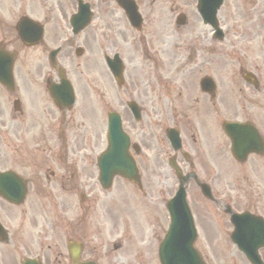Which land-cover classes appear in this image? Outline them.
<instances>
[{
  "label": "flooded vegetation",
  "instance_id": "af4514ba",
  "mask_svg": "<svg viewBox=\"0 0 264 264\" xmlns=\"http://www.w3.org/2000/svg\"><path fill=\"white\" fill-rule=\"evenodd\" d=\"M37 1L0 0L1 73L6 77L10 64L12 78L9 87L0 82V171L14 172L27 192L36 196L19 204L0 197V224L8 238L0 243L1 264H17L15 256L23 250L31 253L32 243L26 238L38 225L45 224L40 227L45 237L53 232L52 216L47 210L37 213V204L58 206L67 214L75 200L81 210L85 204L103 201L95 191L101 190L97 158L108 111L119 115L147 195L163 189L164 160L169 156L183 169L190 160L184 153H190L197 170L214 173L213 178L219 159L227 155L228 144L218 133L224 119L260 129L264 0H226L222 40L198 23L194 0H135L137 25L130 23L117 0H87L94 13L76 35L69 25V0H53L56 7L50 5L42 18L35 13ZM11 5L18 17L7 25ZM23 16L41 24L38 44L27 45L18 37L15 26ZM78 39L82 45H76ZM57 43L55 59L61 75L78 86L74 85L75 105L70 109L63 94L56 96L59 103L50 94L49 85H59L60 74L43 59ZM77 48L81 55L88 54L89 67L71 60V52L73 58H81ZM33 50L37 61L28 60ZM37 54L43 58L39 60ZM108 56L114 76L106 63ZM83 75L92 77L91 88ZM98 108L102 124L95 112ZM12 109L14 114L6 118V111ZM88 113L92 119L86 118ZM171 128L182 145L177 153L167 140ZM253 157L258 155L247 158ZM116 185L123 189L121 183ZM79 215L75 221L63 220L64 231L73 238L85 233ZM261 257L264 260V252Z\"/></svg>",
  "mask_w": 264,
  "mask_h": 264
},
{
  "label": "rangeland",
  "instance_id": "374dc122",
  "mask_svg": "<svg viewBox=\"0 0 264 264\" xmlns=\"http://www.w3.org/2000/svg\"><path fill=\"white\" fill-rule=\"evenodd\" d=\"M50 5H54L56 7L57 2L52 0H38L35 6V13L39 14L40 18H42ZM65 6L67 7V5ZM68 8L69 14L75 10V4L72 3L71 0L68 1ZM7 14L11 15V21H7L8 25L16 19L17 13L14 12V7L12 5L9 6ZM9 15H7V17H9ZM218 15L219 19L222 21V7L220 8ZM10 32L11 31L9 29H6L7 35H9ZM76 45H82L79 39L77 40ZM91 50L92 57L95 58L97 54L94 50L93 44L91 46ZM37 55L39 60L43 58L42 55ZM87 57L88 54L81 55V58H73L71 52L70 58L74 61V64L80 63L83 66L88 65L89 67ZM28 60L37 61V56L34 50L30 52ZM96 61H98V58H96ZM81 70L84 69L77 67V71ZM83 76L87 81L86 86H88L93 79L90 75ZM262 76V83L264 85V68ZM107 94L108 96L105 95V98H109V93ZM262 102H264V94L262 95ZM95 112L97 113L99 122L102 124L100 109L98 108ZM86 118L92 119V116L88 113ZM260 120H264V110L261 112ZM244 167L247 168V172L250 174L249 180L246 182H243L241 179V173L245 172L244 169L236 166L232 160H229L228 165L225 168L222 166L223 170L219 179L221 184L219 183V185L227 186L228 188L235 187V196L233 200L234 204H232L235 210L243 211L247 209L264 216V158L249 161L246 165H244ZM165 181V189L169 194L170 187L173 183L172 177L169 175ZM105 196L106 198L103 203L109 208L127 207L131 204L132 208L141 215V218L142 216H145V218L142 219L146 223L143 224V222L140 221V225L142 228L143 225L147 227L144 233L145 239L151 238L153 235V243H155L156 247L155 238L161 236L162 232L160 225L163 226L165 219L162 215V205H159L158 207L153 206L149 209L146 203L142 202L148 201L147 199H142L140 196L132 194L129 190L114 187L110 192L106 193ZM188 196L194 206L192 207L193 212L194 214L196 213V215H194L198 231L196 246L206 257L207 261L213 264H243L236 249L227 240V232L231 229L227 218L223 216L214 205L202 200L195 192V187L193 185L188 189ZM110 197L112 198L109 199ZM28 199L36 200V196L33 192L29 193ZM25 205V207H27V204ZM59 209L60 208H52L54 216H59L57 213ZM36 212L40 213L38 204ZM88 215L89 216L86 218L85 222L84 241L86 242V248L83 253V257L95 259L99 264H158L155 258V253L151 252V254H139L134 252L135 249L133 248L132 243L133 239H135L137 235H133L132 232L125 233V241L121 248L116 250L112 248V243L117 240L115 232H110V226L112 225L111 222L114 220L112 209L109 211L105 207L99 208V206H97L95 209L91 210ZM24 221L25 218L23 217V222ZM131 222L132 221L129 220L128 223ZM65 238L66 235L63 232L62 225L58 224L52 237L46 239L34 238L35 251L34 245H32V253H39V244L43 241L42 247L44 253L46 254L47 261H54L55 256H57L58 262L61 260L63 261L65 256L63 253L61 255L60 252L62 251V246L64 247ZM155 251L156 249H154V252Z\"/></svg>",
  "mask_w": 264,
  "mask_h": 264
},
{
  "label": "water",
  "instance_id": "95a60500",
  "mask_svg": "<svg viewBox=\"0 0 264 264\" xmlns=\"http://www.w3.org/2000/svg\"><path fill=\"white\" fill-rule=\"evenodd\" d=\"M175 204L172 203V207H176L178 209V211L181 213V218L180 219H175L173 218L172 219V223H171V230L172 228H174V226L179 222L181 221L182 225H181V230L184 231V233L187 234L186 236V245L189 246V251H187V246H186V254L184 256H182L181 258V263L184 262V263H187V264H203L199 255L196 253V251L194 250L193 248V230H192V224H191V219H190V216H189V212H188V209H187V206L185 204V200H184V193L182 190H179L177 192V195L175 197ZM232 221L233 223H236V225H238V220L237 218L234 216L232 217ZM170 230V231H171ZM177 230V228H176ZM237 231H239V227L236 228ZM173 237V235H170L169 236V240ZM169 244V241H167L165 243V246H164V255H167L168 252L166 250V246ZM190 247H191V250H190ZM192 254H196V256L192 255ZM70 256H71V259H72V264H77V262L75 263V261L77 260L78 258V254L77 253H73L71 252L70 253ZM181 263H177V264H181ZM88 264V263H86ZM176 264V263H175Z\"/></svg>",
  "mask_w": 264,
  "mask_h": 264
}]
</instances>
